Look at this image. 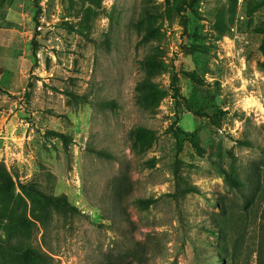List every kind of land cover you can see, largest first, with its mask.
<instances>
[{
  "label": "rangeland",
  "instance_id": "rangeland-1",
  "mask_svg": "<svg viewBox=\"0 0 264 264\" xmlns=\"http://www.w3.org/2000/svg\"><path fill=\"white\" fill-rule=\"evenodd\" d=\"M222 258L264 264V0H0V264Z\"/></svg>",
  "mask_w": 264,
  "mask_h": 264
},
{
  "label": "trees",
  "instance_id": "trees-1",
  "mask_svg": "<svg viewBox=\"0 0 264 264\" xmlns=\"http://www.w3.org/2000/svg\"><path fill=\"white\" fill-rule=\"evenodd\" d=\"M176 80H177V75H176V73H173L172 78H171V84H172L173 98H174L175 102L177 103V101H178V95H179V89L175 85ZM172 134H173V137L175 139L176 154H178L181 151V148H182V146H181V138H180V133H179L178 128H175L173 130ZM240 142L242 144H244V145H248V142H246V141H240ZM178 162L179 161L177 159L176 162H175V173L178 172V168H179L178 167ZM226 178L227 179H225V180L228 181V182L235 183V184H238V185H241L242 184L240 181H236L235 179H232L230 177H226ZM253 182L254 181L252 179H250V184L249 185L252 188L254 187L253 186V184H254ZM189 192H198V189L196 187H188V188H185V189H182V190L178 191V193L181 194V195L187 194ZM178 193H174V196L177 197V194ZM136 246H138V243L136 244ZM219 262L221 264H225L223 258L220 259Z\"/></svg>",
  "mask_w": 264,
  "mask_h": 264
}]
</instances>
